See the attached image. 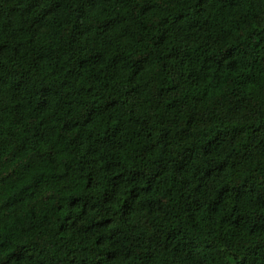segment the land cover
Returning a JSON list of instances; mask_svg holds the SVG:
<instances>
[{
	"label": "trees",
	"instance_id": "trees-1",
	"mask_svg": "<svg viewBox=\"0 0 264 264\" xmlns=\"http://www.w3.org/2000/svg\"><path fill=\"white\" fill-rule=\"evenodd\" d=\"M0 264H264V0H0Z\"/></svg>",
	"mask_w": 264,
	"mask_h": 264
}]
</instances>
